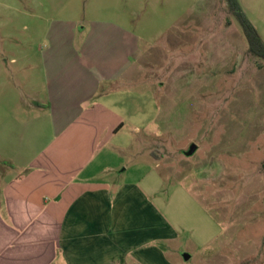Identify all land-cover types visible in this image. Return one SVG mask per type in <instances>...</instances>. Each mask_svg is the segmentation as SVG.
<instances>
[{
	"label": "rangeland",
	"instance_id": "obj_1",
	"mask_svg": "<svg viewBox=\"0 0 264 264\" xmlns=\"http://www.w3.org/2000/svg\"><path fill=\"white\" fill-rule=\"evenodd\" d=\"M239 1L264 40V0ZM114 27L134 33L139 64L111 92L128 114L118 143L132 144L110 156L113 177L140 182L163 212L175 264H264V59L228 0H0V168L23 156L20 131L35 133L33 152L47 142L55 36L78 47Z\"/></svg>",
	"mask_w": 264,
	"mask_h": 264
},
{
	"label": "crops",
	"instance_id": "obj_2",
	"mask_svg": "<svg viewBox=\"0 0 264 264\" xmlns=\"http://www.w3.org/2000/svg\"><path fill=\"white\" fill-rule=\"evenodd\" d=\"M114 28L88 32L78 47L51 41L47 142L33 152L35 133L20 131L23 156L0 168V264H175L177 232L163 212L140 182L113 177L110 156L132 144L118 143L128 114L111 92L132 84L139 64L134 33Z\"/></svg>",
	"mask_w": 264,
	"mask_h": 264
},
{
	"label": "trees",
	"instance_id": "obj_3",
	"mask_svg": "<svg viewBox=\"0 0 264 264\" xmlns=\"http://www.w3.org/2000/svg\"><path fill=\"white\" fill-rule=\"evenodd\" d=\"M231 11L237 16L249 43V52L264 59V40L259 31L244 12L239 0H228Z\"/></svg>",
	"mask_w": 264,
	"mask_h": 264
},
{
	"label": "water",
	"instance_id": "obj_4",
	"mask_svg": "<svg viewBox=\"0 0 264 264\" xmlns=\"http://www.w3.org/2000/svg\"><path fill=\"white\" fill-rule=\"evenodd\" d=\"M197 149H198V145L195 142H193V143L190 144L188 150H186L185 153L187 155H192V154H194L197 151ZM184 257H185V259H189L190 258V254H184Z\"/></svg>",
	"mask_w": 264,
	"mask_h": 264
},
{
	"label": "flooded vegetation",
	"instance_id": "obj_5",
	"mask_svg": "<svg viewBox=\"0 0 264 264\" xmlns=\"http://www.w3.org/2000/svg\"><path fill=\"white\" fill-rule=\"evenodd\" d=\"M186 152V151H185Z\"/></svg>",
	"mask_w": 264,
	"mask_h": 264
}]
</instances>
